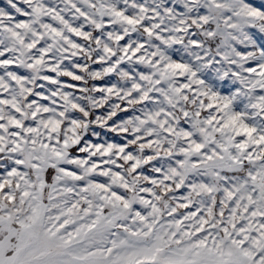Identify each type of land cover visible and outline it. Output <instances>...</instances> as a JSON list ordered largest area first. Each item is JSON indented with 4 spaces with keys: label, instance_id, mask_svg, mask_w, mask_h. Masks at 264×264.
Masks as SVG:
<instances>
[{
    "label": "snow or ice",
    "instance_id": "obj_1",
    "mask_svg": "<svg viewBox=\"0 0 264 264\" xmlns=\"http://www.w3.org/2000/svg\"><path fill=\"white\" fill-rule=\"evenodd\" d=\"M0 264H264V0H0Z\"/></svg>",
    "mask_w": 264,
    "mask_h": 264
}]
</instances>
